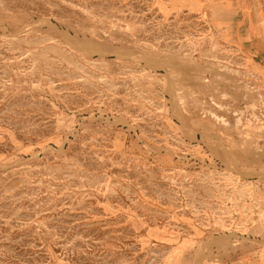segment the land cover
<instances>
[{
  "label": "rangeland",
  "instance_id": "374dc122",
  "mask_svg": "<svg viewBox=\"0 0 264 264\" xmlns=\"http://www.w3.org/2000/svg\"><path fill=\"white\" fill-rule=\"evenodd\" d=\"M221 18L0 0V264H264V80Z\"/></svg>",
  "mask_w": 264,
  "mask_h": 264
},
{
  "label": "crops",
  "instance_id": "0c3cea01",
  "mask_svg": "<svg viewBox=\"0 0 264 264\" xmlns=\"http://www.w3.org/2000/svg\"><path fill=\"white\" fill-rule=\"evenodd\" d=\"M219 8L227 43L251 59L264 80V0H211ZM219 20H213L217 27Z\"/></svg>",
  "mask_w": 264,
  "mask_h": 264
},
{
  "label": "bare ground",
  "instance_id": "6f19581e",
  "mask_svg": "<svg viewBox=\"0 0 264 264\" xmlns=\"http://www.w3.org/2000/svg\"><path fill=\"white\" fill-rule=\"evenodd\" d=\"M149 61V60H148Z\"/></svg>",
  "mask_w": 264,
  "mask_h": 264
}]
</instances>
